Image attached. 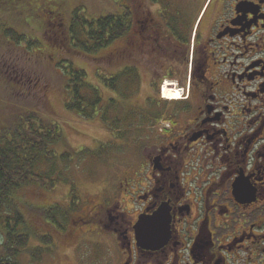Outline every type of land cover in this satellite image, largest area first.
<instances>
[{"label": "flooded vegetation", "instance_id": "af4514ba", "mask_svg": "<svg viewBox=\"0 0 264 264\" xmlns=\"http://www.w3.org/2000/svg\"><path fill=\"white\" fill-rule=\"evenodd\" d=\"M120 12L118 74L145 88L146 111L132 168L80 218L114 235L121 264H264V0H122ZM140 217L167 222L164 244L137 243Z\"/></svg>", "mask_w": 264, "mask_h": 264}, {"label": "rangeland", "instance_id": "374dc122", "mask_svg": "<svg viewBox=\"0 0 264 264\" xmlns=\"http://www.w3.org/2000/svg\"><path fill=\"white\" fill-rule=\"evenodd\" d=\"M44 1L0 0V126L11 123L17 114L37 111L55 122L60 132V139L50 148L58 156L68 153V160L53 164L52 188L27 184L14 193L16 208L29 229L28 245L19 258L22 264H121L124 257L114 235L80 217H88L89 207L104 199L102 186L123 179L122 168L126 167L120 166L132 168L135 120L146 111L142 107L145 88L134 94L133 79L118 75L122 66L118 40L85 53L71 45L66 36H61V42L59 36L52 40L58 27L45 22L51 17L60 20L64 36L76 9L80 8L79 13L86 18L98 17L115 11L119 0H49L54 1L55 8L45 19L37 16ZM8 29L29 36L33 43L27 46L15 41ZM53 29L57 32L52 33ZM62 60L81 69L84 79L98 89L101 100L87 110L91 118L66 108L67 77ZM104 77L115 78L110 83L116 91L103 83ZM161 96L166 101L176 100L165 97L163 89ZM35 171L49 172L50 166L41 163ZM121 205L125 210L131 206ZM49 206L57 212L55 225L44 215ZM43 236L51 238L49 246L41 242ZM2 241L0 230V250ZM37 246L43 251L32 259L30 251Z\"/></svg>", "mask_w": 264, "mask_h": 264}, {"label": "trees", "instance_id": "16d2710c", "mask_svg": "<svg viewBox=\"0 0 264 264\" xmlns=\"http://www.w3.org/2000/svg\"><path fill=\"white\" fill-rule=\"evenodd\" d=\"M27 3L34 5L31 2ZM121 3L120 0L115 2V11H109L93 18L84 17L79 13L80 8L76 9L66 28L67 34L64 36L60 29L63 24L60 20L55 21L51 17L49 22L47 19L45 22L58 27V33L53 35L52 40L59 36L58 39L61 42V36L63 38L66 36L69 43L76 49L90 53L119 39L124 18L119 11ZM43 4L44 10L42 9L43 11L37 16L45 19L46 15L47 17L48 14L52 15L55 5L54 1L49 2V0H45ZM57 30L53 29L52 33ZM6 32L17 42H24L27 46L33 43V39L27 35L18 34L12 29H8ZM62 62L65 64L67 77L65 80L67 87L66 108L77 112L82 117L91 118V113L87 110L93 109L101 100L98 89L84 79L81 69L76 68L70 61L62 60ZM114 79L104 77L102 80L108 88L112 87V90L116 91L113 89L115 86L110 83ZM137 114L139 113L137 112ZM118 121L129 123L124 119L121 121L120 118ZM135 122H138L137 118ZM59 139L60 132L55 122L42 117L37 111L17 114L11 123L8 122L5 126H0V230L3 235L0 264H22L19 257L28 245L29 229L20 210L16 208L14 193L19 187L27 184H37L41 188L53 187L54 179L51 177L54 175L53 164L68 160V153L58 156L50 148V145L55 144ZM41 163L49 165L50 171L37 173L35 168ZM52 208L45 207L44 215L55 225L57 212ZM57 211L59 213V209ZM41 238H43L41 240L43 244L50 245V237L43 236ZM42 251L43 248L40 246L33 248L30 251L32 259H36Z\"/></svg>", "mask_w": 264, "mask_h": 264}, {"label": "water", "instance_id": "95a60500", "mask_svg": "<svg viewBox=\"0 0 264 264\" xmlns=\"http://www.w3.org/2000/svg\"><path fill=\"white\" fill-rule=\"evenodd\" d=\"M137 230V243L143 247H152L153 245L160 246L164 244L168 237V227L167 222L165 223H155L140 217L138 222Z\"/></svg>", "mask_w": 264, "mask_h": 264}, {"label": "bare ground", "instance_id": "6f19581e", "mask_svg": "<svg viewBox=\"0 0 264 264\" xmlns=\"http://www.w3.org/2000/svg\"><path fill=\"white\" fill-rule=\"evenodd\" d=\"M169 91L166 90V88L164 87L163 88V94L165 97L167 96H170L168 98H171V99H176V98H179V95H178V92L177 93H171V91L168 93ZM175 92V91H174Z\"/></svg>", "mask_w": 264, "mask_h": 264}]
</instances>
